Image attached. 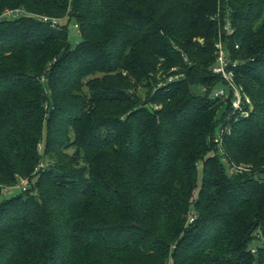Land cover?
I'll return each mask as SVG.
<instances>
[{"label":"trees","instance_id":"trees-1","mask_svg":"<svg viewBox=\"0 0 264 264\" xmlns=\"http://www.w3.org/2000/svg\"><path fill=\"white\" fill-rule=\"evenodd\" d=\"M6 7L27 14L0 20V264H264V0ZM219 38L253 103L230 120L199 90Z\"/></svg>","mask_w":264,"mask_h":264},{"label":"built area","instance_id":"built-area-1","mask_svg":"<svg viewBox=\"0 0 264 264\" xmlns=\"http://www.w3.org/2000/svg\"><path fill=\"white\" fill-rule=\"evenodd\" d=\"M27 14V11L22 7H6L0 13V20L4 17H15ZM44 21H49L51 25L56 24L59 19L55 16L49 15H39ZM223 30L226 34L232 31L230 21L226 16V21L223 25ZM222 40L215 43V60L210 66V71L220 77V83L217 86L206 87L202 86L199 88L202 92H208L211 97L219 98L227 103L228 109L226 110L225 119L230 120L232 116L236 118L239 116H246L252 110L253 105L249 95L243 90L241 84L235 80L234 68L240 62L237 58L230 56L228 50L223 47ZM235 47H238L236 44ZM185 73L179 71L177 66H171L166 73H163L157 83V85H163L174 80L183 78ZM230 127L228 124H222L215 130V141L217 143V148L220 153V158L222 162L227 166L228 172L241 171L248 169V165L236 164L231 161L226 155L224 148L222 146V138L225 132H229ZM22 189H25L27 185L26 178H20V183ZM194 214L191 212L188 214V221L194 220ZM257 235L264 238L261 229H257L255 232Z\"/></svg>","mask_w":264,"mask_h":264},{"label":"rangeland","instance_id":"rangeland-1","mask_svg":"<svg viewBox=\"0 0 264 264\" xmlns=\"http://www.w3.org/2000/svg\"><path fill=\"white\" fill-rule=\"evenodd\" d=\"M67 30H68V34H69L70 44H71V45H74V44L79 40L80 36H79V32H78L77 28L75 27L73 21H69V22H68ZM200 40H201V39H200ZM222 45H224L223 42H222ZM223 47H224V46H223ZM249 97H250V96H249ZM251 101H252V100H251ZM252 105H253V103H252ZM68 150L70 151L71 148L68 149ZM201 178H202V163H201V161H200L199 164H198V174H197V181H198V184H200ZM26 186H27V185H26ZM18 191H20V188L17 187V188H14V189L12 190V192H10V193H8V194H4V195L8 196V195H10V194H14V193H16V192H18Z\"/></svg>","mask_w":264,"mask_h":264}]
</instances>
